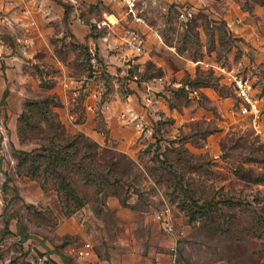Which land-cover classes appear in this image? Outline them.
Here are the masks:
<instances>
[{
  "label": "rangeland",
  "instance_id": "obj_1",
  "mask_svg": "<svg viewBox=\"0 0 264 264\" xmlns=\"http://www.w3.org/2000/svg\"><path fill=\"white\" fill-rule=\"evenodd\" d=\"M45 6L47 42L32 51L16 45L20 24L0 21V68L18 56L0 84V264H98L77 254L86 239L112 264L168 260L172 243L176 264H264V0H140V53L124 45L119 0ZM105 15L115 22L99 26ZM217 64L250 75L257 112L240 110Z\"/></svg>",
  "mask_w": 264,
  "mask_h": 264
},
{
  "label": "built area",
  "instance_id": "obj_2",
  "mask_svg": "<svg viewBox=\"0 0 264 264\" xmlns=\"http://www.w3.org/2000/svg\"><path fill=\"white\" fill-rule=\"evenodd\" d=\"M34 0V4H30L25 1H15L11 7H6L3 3L0 5V21L9 25L20 24L23 28V32L17 37L16 45L21 52L26 53L34 50L37 47V39L33 33V28L36 23L35 8L43 5L42 0ZM72 4H77L81 0H66ZM123 5L126 13V26L123 31V42L127 48H130L134 53H140L147 48V36L146 31L140 26V23L145 22V15L140 11V0H119ZM12 9L19 10V16L15 17L12 14ZM178 14L180 18L185 20H191L195 14L196 9L193 5L185 4L180 6ZM238 22L243 21L242 17L237 18ZM115 22L108 15L97 20L99 26L111 25ZM245 22V21H243ZM159 39H162V34L158 27H152ZM98 52L95 50V46L91 45V62L94 66L99 64ZM2 56V49L0 45V60ZM218 68L228 78L229 83L232 85L236 95L239 97L240 110L243 112H257L261 107V95H259L255 89L253 79L249 74L242 72L234 67H226L225 65L217 64ZM156 82H162L164 79L163 74H156L152 76L151 80ZM151 85V83H149ZM91 94L97 97L100 94L98 89H92ZM144 97L147 102H150L154 98L153 90L147 89L144 92ZM122 116L132 121L137 127H143V119L138 113L130 108L122 110ZM2 126V123L0 124ZM2 143H5V139H2ZM154 218L158 222L159 226L166 232H173L175 230V223L169 214L164 209L156 210L153 214ZM171 251L168 260L158 261L156 264H176L175 259V244L170 245ZM93 242L90 239L83 241L81 245L77 247V254L79 256H91L94 254ZM33 264H61L58 260H50L46 256H39L33 260ZM201 264H215V263H201Z\"/></svg>",
  "mask_w": 264,
  "mask_h": 264
},
{
  "label": "crops",
  "instance_id": "obj_3",
  "mask_svg": "<svg viewBox=\"0 0 264 264\" xmlns=\"http://www.w3.org/2000/svg\"><path fill=\"white\" fill-rule=\"evenodd\" d=\"M15 1H25V2H29L30 4H34L35 2H34V0H0V5H2L3 3L5 4V6L6 7H11L12 5H13V3L15 2ZM43 1V5L40 7V9H38L37 7L35 8V16H36V23H35V26H34V29H33V33H34V35H35V37H36V39H37V45H38V47H41V46H44L45 45V43L47 42L46 41V32H47V30H48V26L46 25V20H47V18H49V16L47 15L49 12H47L46 11V9H45V1H46V3L49 5V6H51V8L52 7H54L55 6V0H42ZM36 2H38L37 0H36ZM12 14L15 16V17H17V16H19V10L18 9H12ZM112 13H114V12H112ZM116 15V14H115ZM117 18H118V16H116ZM117 20V19H116ZM18 25V24H17ZM143 26V25H142ZM19 27V26H18ZM2 34L0 33V45H1V47H4L5 48V50L6 49H8V48H11L10 46H11V44H7L6 42H7V40H4V38H2V36H1ZM9 39V38H8ZM148 40V39H147ZM148 43V42H147ZM9 45V46H8ZM4 48H3V50H4ZM18 57L17 55H12L11 57H10V59L8 58V57H5V61H4V65L0 68V84H4L5 82H7L6 80H10V78H5V74H9V72H11L12 71V67L11 66H9L8 65V63L9 62H12V61H10V60H12V58H14V57ZM158 63H162L161 61H158ZM5 73V74H4ZM63 80L65 81V84L67 83H69V80H73L72 78L70 79V77H65V78H63ZM2 84V85H3ZM70 85H72V87L73 86H75V85H73V82L71 81L70 82V84H68L67 85V87L68 86H70ZM66 87V86H65ZM63 96H65V99H67L68 97H67V93L66 92H64L63 93ZM84 101H85V103H86V105H87V107H89V108H91L92 106H93V104L95 103V101H93L90 97H87V98H85L84 99ZM154 217V216H153ZM154 220H156L155 218H154ZM156 222V221H155ZM157 224H158V222H157ZM159 225V224H158ZM129 254V253H128ZM132 258L130 259V261H129V264H138L137 263V259L138 258H149L148 256H146V255H143L142 253H138V252H134V253H132ZM167 256H169V253H168V255ZM88 258L90 259H96V258H98V264H112L108 259H106V258H100V257H97V255L95 254V252H94V254L93 255H91V256H88ZM157 258H159V256L157 257ZM113 259H115V258H113ZM169 259V258H168ZM114 261V260H113ZM146 262H145V264H150V262L148 261V260H145ZM158 261H160V260H157L156 261V263L158 262ZM151 264H153V263H151Z\"/></svg>",
  "mask_w": 264,
  "mask_h": 264
},
{
  "label": "trees",
  "instance_id": "obj_4",
  "mask_svg": "<svg viewBox=\"0 0 264 264\" xmlns=\"http://www.w3.org/2000/svg\"><path fill=\"white\" fill-rule=\"evenodd\" d=\"M58 157L56 156V159H57Z\"/></svg>",
  "mask_w": 264,
  "mask_h": 264
}]
</instances>
